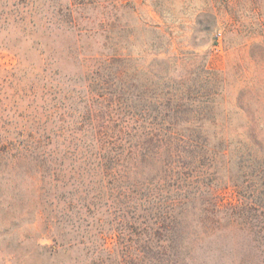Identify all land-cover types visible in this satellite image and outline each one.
<instances>
[{"label":"trees","instance_id":"16d2710c","mask_svg":"<svg viewBox=\"0 0 264 264\" xmlns=\"http://www.w3.org/2000/svg\"><path fill=\"white\" fill-rule=\"evenodd\" d=\"M119 8L0 0V31L14 33L3 48L17 59L0 85V214L27 197L25 223L38 221L47 248L84 253L68 264H194L218 232L259 224L254 233L263 234L264 118L249 104L229 111L223 72L205 65L140 81L131 49L122 52ZM151 29L158 54L169 40ZM52 35L67 38L78 72L63 74L54 50L45 54ZM232 110L247 115L243 124ZM246 176L260 191L240 182ZM227 188L235 202L222 199Z\"/></svg>","mask_w":264,"mask_h":264},{"label":"rangeland","instance_id":"374dc122","mask_svg":"<svg viewBox=\"0 0 264 264\" xmlns=\"http://www.w3.org/2000/svg\"><path fill=\"white\" fill-rule=\"evenodd\" d=\"M113 1L120 7L122 52L126 54L131 49V70L136 71L140 81L145 80V75L149 77V72L166 71L179 77L205 65L208 70L223 72V100L229 111L239 103L249 104L250 113L264 118V0H172V4L160 0L157 8L152 0ZM151 27H157L169 40L166 50L158 54L148 43L156 36ZM13 37L12 31L9 35L0 31V85L17 64L14 53L3 48ZM47 40L45 54L54 50L53 58L58 60L60 71L66 75L78 72L77 64L66 57L67 38L52 35ZM176 57L180 59L177 69L173 61ZM36 59L37 53L29 51L28 61ZM14 87L15 82L5 84L7 93L12 94ZM229 116L237 124H243L247 117L243 112L235 114L234 110ZM240 182L249 190L261 189V183L248 176ZM219 192L223 200H237L232 188ZM23 200L12 212L0 214V264H68L69 258L82 260L83 252L54 254L47 248L52 241L42 232L38 221L33 225L25 223L33 219V210L23 211L29 206L27 197ZM9 213H15L18 224ZM258 228L259 224H252L244 231L234 227L210 236L195 254L194 264H264V233H254Z\"/></svg>","mask_w":264,"mask_h":264},{"label":"built area","instance_id":"2783aa9c","mask_svg":"<svg viewBox=\"0 0 264 264\" xmlns=\"http://www.w3.org/2000/svg\"><path fill=\"white\" fill-rule=\"evenodd\" d=\"M219 37H220V33L218 32L217 34H215V39L217 42H218Z\"/></svg>","mask_w":264,"mask_h":264}]
</instances>
